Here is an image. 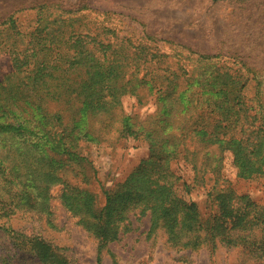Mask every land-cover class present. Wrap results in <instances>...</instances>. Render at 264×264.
I'll use <instances>...</instances> for the list:
<instances>
[{
  "label": "trees",
  "instance_id": "16d2710c",
  "mask_svg": "<svg viewBox=\"0 0 264 264\" xmlns=\"http://www.w3.org/2000/svg\"><path fill=\"white\" fill-rule=\"evenodd\" d=\"M29 10V18L12 14L0 23V54L11 63L0 79V230L11 237L0 264L22 255L34 264H70L39 235L6 224L18 210L48 214L57 185L63 206L100 246L117 240L127 214L139 210L149 215L150 237L162 231L167 243L191 248L242 244L264 264V205L217 185L225 153L237 179L264 176V69L236 53L181 45L165 52L167 40L134 39L124 36V23L92 22L107 11L49 4ZM123 96L152 106L143 121L116 117L118 133L143 138L151 153L103 189L99 205L86 187L95 170L80 142L95 139L90 120L115 113ZM172 160L190 166V184L173 175ZM67 170L85 187L66 182ZM196 185L205 187L208 212L181 193Z\"/></svg>",
  "mask_w": 264,
  "mask_h": 264
},
{
  "label": "rangeland",
  "instance_id": "374dc122",
  "mask_svg": "<svg viewBox=\"0 0 264 264\" xmlns=\"http://www.w3.org/2000/svg\"><path fill=\"white\" fill-rule=\"evenodd\" d=\"M40 4L64 9L92 8L110 12L109 16L96 15L94 21L124 23V36L131 38L151 36L155 40L172 43L163 47L170 52L174 45H181L192 52L214 54L236 53L252 67L264 69V0H0V23L10 15L29 18V10ZM11 70L9 57L0 54V79ZM110 116L90 120L94 140L80 142V153L95 170L86 169L88 186L99 205L104 201L103 189L111 188L124 180L130 171L150 156L146 140L118 133L117 118L130 116L131 121H143L152 112L150 103L138 104L129 96L121 98V106ZM117 117V118H116ZM170 169L181 183L190 184L193 174L188 164L172 160ZM231 156L225 153L221 161L220 185L232 187L238 194H245L264 205V176L260 179L241 180L235 176ZM64 180L72 185L85 187L81 175L67 170ZM62 185L51 189L49 213L18 210L11 215L7 225L25 235H39L59 248L70 264H255L249 249L244 245L227 246L222 243L203 244L200 247H178L167 243L162 231L148 236L149 215L139 210L127 214L118 239L100 246L78 223L62 204L59 195ZM181 190V186H178ZM184 199L198 203L208 212L205 187L196 185ZM10 238L0 230V256L9 252ZM20 241V239H19ZM18 241V242H19ZM29 256L18 257L13 264H34Z\"/></svg>",
  "mask_w": 264,
  "mask_h": 264
}]
</instances>
